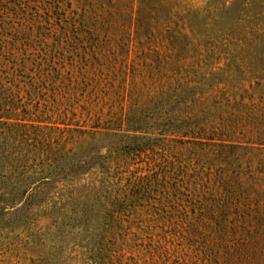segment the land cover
I'll use <instances>...</instances> for the list:
<instances>
[{"label": "trees", "instance_id": "obj_1", "mask_svg": "<svg viewBox=\"0 0 264 264\" xmlns=\"http://www.w3.org/2000/svg\"><path fill=\"white\" fill-rule=\"evenodd\" d=\"M132 2L120 21L85 22L107 35L90 48L110 66L115 47H140L168 80L106 116L97 89L114 67L65 58L49 37L67 22L59 1L27 26L28 0H0V264H198L204 209H257L240 225L264 251V67L247 66L260 34L217 40L220 0L180 15L171 0Z\"/></svg>", "mask_w": 264, "mask_h": 264}, {"label": "rangeland", "instance_id": "obj_2", "mask_svg": "<svg viewBox=\"0 0 264 264\" xmlns=\"http://www.w3.org/2000/svg\"><path fill=\"white\" fill-rule=\"evenodd\" d=\"M17 2V0H10ZM29 4L25 11V16H21L20 20L24 25L29 24L35 8L40 7L42 12L45 6H49L48 2L52 0H28ZM60 3V9L57 11L60 13V17L67 19V22H58L57 32L49 35L50 39L55 38L57 34L59 39L63 41L62 49L66 59H69L71 54L79 65L93 63L97 68L102 67H114V80L110 85L107 82L102 83L97 89V97L107 99L106 103L99 102L95 106L94 111L103 106V113L106 116L111 113H116L127 110L134 102L139 104L141 99L151 92L158 89L162 83H167L166 72L157 68L154 57L153 61L146 59L144 53L140 47H133L126 55L121 53L115 47L109 55L110 66H107V57H99L100 53H105L104 48L96 55V52L90 48L92 43L103 44V41L107 37L104 28L98 29L97 34L93 32V27L85 22H91L96 20L95 27H99L101 21L112 18L120 21L126 15V4L130 0H58ZM218 1V0H217ZM225 6L220 9L224 12L223 19L226 21V27L224 30L218 28L219 22H214V30L217 34V40L230 39L234 36V31L244 33L248 39H253V33L257 31L260 35L254 42H251L248 48L250 52H256L257 59H250V68L263 69L264 67V0H251L247 4H243L247 0H220ZM208 0H171L170 4L173 6V10L177 14L187 13V11L200 10L203 8ZM240 2V3H239ZM143 3V0H134L131 4L134 5V9H137L139 5ZM261 6V7H260ZM246 7L244 20H240L236 25L233 17L242 14V8ZM9 17L12 20H19L17 15L13 14L14 8L8 6ZM136 14V12H135ZM162 13L161 15H163ZM212 14V12L210 13ZM207 18V21L213 23L216 20V15ZM21 15V14H20ZM41 16L43 14H40ZM56 17V13L54 14ZM19 16V15H18ZM201 20H204L202 15ZM32 17V18H31ZM37 17V16H36ZM36 19H40L37 17ZM52 22V21H50ZM55 22V21H54ZM27 23V24H26ZM99 23V24H98ZM35 43L37 44L36 50L43 49L38 44V39L43 33L41 26L34 24L30 30ZM66 32V37L63 33ZM252 33V34H251ZM53 36V37H52ZM23 37V36H22ZM262 38V42L260 41ZM93 46V45H92ZM102 47V46H101ZM61 50V49H60ZM72 51V52H71ZM37 53V52H35ZM95 55L97 57H95ZM108 56V55H107ZM147 61V62H144ZM100 63V64H99ZM149 64V65H147ZM170 67V66H169ZM124 71L128 74L124 75ZM104 85V86H103ZM110 85V86H109ZM100 101V100H99ZM196 209L195 211H197ZM257 209H204L207 214L205 220L200 222V228L196 232L198 236L195 237L193 247L195 249V255L192 260H196L198 264H263L264 251H253L251 249V243L245 236V229L240 225V216L243 212L249 213L250 211H256ZM264 212V209H261ZM211 213V214H209ZM240 214V215H239ZM205 215V214H204ZM249 218L252 219L251 216ZM187 260V259H186ZM184 259V261H186Z\"/></svg>", "mask_w": 264, "mask_h": 264}]
</instances>
